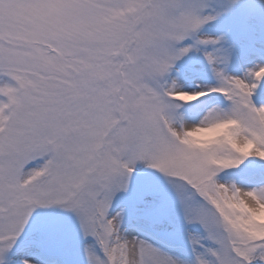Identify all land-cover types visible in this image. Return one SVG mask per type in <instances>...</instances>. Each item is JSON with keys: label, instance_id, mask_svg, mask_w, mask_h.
Wrapping results in <instances>:
<instances>
[{"label": "snow or ice", "instance_id": "snow-or-ice-1", "mask_svg": "<svg viewBox=\"0 0 264 264\" xmlns=\"http://www.w3.org/2000/svg\"><path fill=\"white\" fill-rule=\"evenodd\" d=\"M0 264H264V0H0Z\"/></svg>", "mask_w": 264, "mask_h": 264}]
</instances>
